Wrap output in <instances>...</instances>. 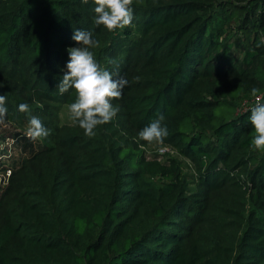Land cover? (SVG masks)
<instances>
[{
	"label": "trees",
	"instance_id": "16d2710c",
	"mask_svg": "<svg viewBox=\"0 0 264 264\" xmlns=\"http://www.w3.org/2000/svg\"><path fill=\"white\" fill-rule=\"evenodd\" d=\"M94 8L0 0V131L26 118L22 103L74 102L57 85L67 49L80 46L75 29L91 31L97 61L109 71L117 61L128 80L117 116L93 137L51 122L46 145L0 134L18 154L3 159L0 147V171H12L0 190V264H264V150L249 119L264 94V0H134L132 26L116 32L94 24ZM158 114L169 131L160 145L177 157L149 154L139 138Z\"/></svg>",
	"mask_w": 264,
	"mask_h": 264
},
{
	"label": "clouds",
	"instance_id": "9594fccd",
	"mask_svg": "<svg viewBox=\"0 0 264 264\" xmlns=\"http://www.w3.org/2000/svg\"><path fill=\"white\" fill-rule=\"evenodd\" d=\"M87 5L89 0H81ZM138 2V0H137ZM95 4L94 24L103 26L109 32H116L132 26L134 18V0H93ZM72 39L80 45L67 49L69 60L66 65L67 72L57 85L60 94L70 89L75 92V100L69 104L68 112L70 119L84 130L88 137L95 136L98 126L110 123L119 111L113 105L114 100L122 97L123 89L128 85V80L118 77L119 64L111 60L115 71H109L96 59L92 49L100 46V42L93 38L91 31L75 29ZM259 89L253 87L251 94L257 96ZM6 96L0 95V124L5 123L8 109L5 106ZM21 113H30L27 103L19 106ZM250 123L254 128L255 135L252 146L256 150H264V102L257 101L251 109ZM165 116L158 114L157 117L139 132V138L148 144H163L169 136L166 125L163 124ZM50 134L42 121L31 116L28 121L27 136L32 141L43 140Z\"/></svg>",
	"mask_w": 264,
	"mask_h": 264
},
{
	"label": "rangeland",
	"instance_id": "374dc122",
	"mask_svg": "<svg viewBox=\"0 0 264 264\" xmlns=\"http://www.w3.org/2000/svg\"><path fill=\"white\" fill-rule=\"evenodd\" d=\"M67 72V69L64 71V74ZM68 105H64V104H57V103H47L44 106H41V111L40 112H36L35 108L39 107L37 105H32L31 112L26 114V118L23 117V115L21 116V119H17V120H12V125L11 126H6L3 128V130L0 131V134L6 133V132H12V131H16V130H22L23 132L27 133V129H28V121L30 119L31 116H36L38 117L39 115V119L42 121L43 125L45 128L48 127V124L51 122L54 126H58L59 129L65 128V129H72L73 127H75V125L77 123H74L71 119H70V114L68 112ZM49 136H51V130H50V134ZM47 137L43 140H40L42 142V144L46 145V142L50 139V137ZM9 143H5V142H0V147L3 149L9 148L8 147ZM162 146L160 144H151L146 146L148 153L152 154V155H156L158 150L161 148ZM8 151V155L10 156H14L15 153L14 152H9L8 149H6ZM173 157H177L173 156ZM167 158H164L163 160L165 161ZM181 162H186L184 161L182 158H176ZM184 167V177L187 179V184H188V189L190 192V196L197 194L199 192V188L197 185V180H196V170L195 167L193 165H190V167H187L186 165L183 166ZM1 177V175H0ZM227 197V194H222L221 198L219 197V194H216L213 196V202L217 199H222ZM223 203L225 204L226 202L223 201Z\"/></svg>",
	"mask_w": 264,
	"mask_h": 264
},
{
	"label": "built area",
	"instance_id": "2783aa9c",
	"mask_svg": "<svg viewBox=\"0 0 264 264\" xmlns=\"http://www.w3.org/2000/svg\"><path fill=\"white\" fill-rule=\"evenodd\" d=\"M258 100L259 101H264V94L261 95V96H259V97H257L254 101L257 102ZM252 102L253 101H245V102H243L242 105L240 106L241 109L238 110V113L247 110L250 107V105L252 104ZM7 143H9L8 144V147H9L8 150H9V152H14V151H10L13 142H7ZM6 152H7V157H6V155L5 156H2L3 159L4 158H7V159L8 158H14V157H17L18 156V154L16 152H14L15 155L9 157L8 155H10V154H8V151L7 150H6ZM157 154L159 156H161V157L166 156V155L176 156V155H178V152H176V150H174L171 147L162 146L158 150ZM11 174H12L11 168H7V170L4 171V172L3 171H0V175H1V177H0V190L2 188H5V187L8 186L9 180H10V177H11Z\"/></svg>",
	"mask_w": 264,
	"mask_h": 264
}]
</instances>
